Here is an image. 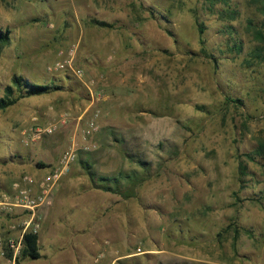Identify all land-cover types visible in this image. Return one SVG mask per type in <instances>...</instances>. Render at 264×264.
Segmentation results:
<instances>
[{"label":"rangeland","instance_id":"obj_1","mask_svg":"<svg viewBox=\"0 0 264 264\" xmlns=\"http://www.w3.org/2000/svg\"><path fill=\"white\" fill-rule=\"evenodd\" d=\"M0 30V97L59 87L0 110V200L74 152L15 264H264L263 0H0Z\"/></svg>","mask_w":264,"mask_h":264},{"label":"built area","instance_id":"obj_2","mask_svg":"<svg viewBox=\"0 0 264 264\" xmlns=\"http://www.w3.org/2000/svg\"><path fill=\"white\" fill-rule=\"evenodd\" d=\"M73 49L68 51V56L73 57ZM72 60L68 62L71 66ZM74 160V152L65 153L58 165L44 173L40 178L24 175L12 187L11 197L0 200V212L11 213L18 210L24 215L21 229L12 235L14 226L9 227L5 235H0L1 255L6 257L11 264H15L19 257L23 236L25 233L38 234L41 224L40 209L51 204V197L55 186L59 184L62 175L67 171L69 164Z\"/></svg>","mask_w":264,"mask_h":264},{"label":"trees","instance_id":"obj_3","mask_svg":"<svg viewBox=\"0 0 264 264\" xmlns=\"http://www.w3.org/2000/svg\"><path fill=\"white\" fill-rule=\"evenodd\" d=\"M93 23L100 27H110L109 24L103 21L93 20ZM198 29L200 34L199 36H201L202 30L199 25H198ZM9 40H10V31L0 30V46H4L8 44ZM57 89H59V87L57 86L33 84L24 81L21 77L13 76L11 80V84L5 86L3 89V95L2 97H0V110H5L8 107L14 105L20 98L38 96L49 93L51 91H55ZM16 93L17 96H15ZM38 239L39 238L37 234H32L29 232L24 234L22 249L19 257L16 259V262L19 258H30L36 260L41 257L39 253ZM6 257H10V254L8 253Z\"/></svg>","mask_w":264,"mask_h":264},{"label":"crops","instance_id":"obj_4","mask_svg":"<svg viewBox=\"0 0 264 264\" xmlns=\"http://www.w3.org/2000/svg\"><path fill=\"white\" fill-rule=\"evenodd\" d=\"M141 256L146 257V258H153L156 261H160V262H162L163 260L164 263L167 259L165 253L162 250H159V249L151 250L150 249V250L145 251L143 254H136L135 252H132V253L129 252L123 255H118L114 257L108 264H131L130 263L131 260H135V262L137 263V262H140V260H138L139 258L137 257H141ZM1 257L2 255H1V250H0V260H1Z\"/></svg>","mask_w":264,"mask_h":264}]
</instances>
